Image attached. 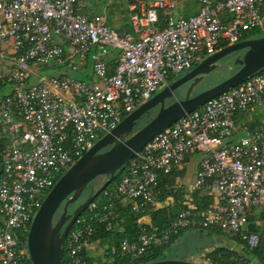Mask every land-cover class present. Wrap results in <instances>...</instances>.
<instances>
[{
  "label": "built area",
  "instance_id": "1",
  "mask_svg": "<svg viewBox=\"0 0 264 264\" xmlns=\"http://www.w3.org/2000/svg\"><path fill=\"white\" fill-rule=\"evenodd\" d=\"M86 1L0 0V264H33L26 242L36 212L99 139L171 78L250 32L264 34V0H191L199 11L188 17L174 14L181 0H136L133 33L86 14ZM107 57L115 58L113 71ZM86 70L93 79L76 76ZM251 107L264 109V71L162 131L123 167L115 190L135 212L159 207L158 173L168 175L199 154L188 192L211 197L210 206L187 207L159 234L143 228L136 242L90 257L94 224L110 229L114 215L113 197L103 191L105 214H92L99 206L93 201L90 216L77 218L64 240L69 264H134L150 248L197 229L222 231L250 252L261 246L264 264V116L256 131L230 142L233 116ZM252 216L261 233L248 231Z\"/></svg>",
  "mask_w": 264,
  "mask_h": 264
},
{
  "label": "water",
  "instance_id": "2",
  "mask_svg": "<svg viewBox=\"0 0 264 264\" xmlns=\"http://www.w3.org/2000/svg\"><path fill=\"white\" fill-rule=\"evenodd\" d=\"M244 52L234 62L236 71L217 85L191 97L203 78L217 69L218 63L232 54ZM264 69V36L249 38L223 48L201 60L190 71L171 81L126 116L113 130L99 139L57 181L36 212L27 236V250L33 264H61L64 240L74 222L113 181L117 172L128 164L150 141L178 120L201 108L206 102L240 85ZM184 99H176L182 87L190 83ZM173 99L172 103L168 101ZM157 109L155 116L136 130L143 116ZM104 184L88 196L84 193L98 178ZM77 204L73 212L68 208ZM149 264H198L164 260Z\"/></svg>",
  "mask_w": 264,
  "mask_h": 264
},
{
  "label": "trees",
  "instance_id": "3",
  "mask_svg": "<svg viewBox=\"0 0 264 264\" xmlns=\"http://www.w3.org/2000/svg\"><path fill=\"white\" fill-rule=\"evenodd\" d=\"M196 4V3H194ZM189 6V4H188ZM191 7L193 8V4H191ZM196 12H191L182 14V17H188L191 14L198 13L199 8L196 6ZM165 18V15L163 13L160 14V20L163 22ZM257 32H250L245 35V39L249 38H258V37H252L254 35H258ZM242 52L236 53L237 55ZM110 60V61H109ZM108 60L109 67L113 71L115 68V58H110ZM235 67V66H234ZM236 69V67H235ZM264 71L262 69L260 72ZM77 76V75H76ZM80 78L79 76H77ZM175 78H171L170 81H173ZM150 113L143 116L142 119L138 122L136 129L138 130L141 128L142 124H146L151 119ZM177 172V169L172 171L170 174L165 175L163 173H158V188L160 189V196L159 200L160 203H164L166 200L171 199L170 203L171 205L163 206V207H155L146 205L142 211L135 212L132 210L131 205L129 203H122L123 200L121 197H118L115 193V190L120 183L122 176L124 174V168H122L119 172L116 173L113 181L110 183V185L105 189V192H108L113 198V204L114 206V215L113 220L110 222V229L107 228L106 224H94L95 233L92 237L91 243L98 242L100 245H106L105 247H118L119 244L122 241H128V242H136L137 238L143 228H147L148 230L160 233L162 230L168 228L172 222H174L178 216V214L187 207L194 206L196 210H205L208 206H210L213 203V199L208 196H202L199 193L192 194L191 196V202H187L183 197L184 195L181 194L179 187L176 183V179L179 178V175H175ZM99 179H96L93 181L88 188L86 189L84 193V197L88 196L91 189L97 191L106 181L99 182ZM167 187L170 188L172 191L171 194L167 192L165 189ZM99 201V206L96 207V209L93 211L92 214H99L103 215L105 214V211L102 210V207L105 205H108L107 199L103 196V193H101L94 202ZM77 204H74L72 206H69L68 212L71 213L75 209ZM82 216H90L89 211L86 209L85 212L82 213ZM144 217H149L150 224L146 225L143 224L142 219ZM257 220V216H252L249 219V225H248V231L252 233H261V230L259 227L255 225V221ZM187 231L192 230H185L180 232L178 235L171 238L170 242L165 245L158 248H150L143 257L135 262L134 264H149L159 261L166 260L165 254L167 253L166 250L169 249L170 245L178 239L183 233ZM197 231H209L212 234L218 235V236H226L230 240H233L235 243H239L240 246H242V251H245V255H239L235 253L234 251H231L229 248H219L216 250H213L209 253H207L204 256L205 261L208 263L206 264H250L252 260L255 261V263L262 264V247L255 249L254 251L250 252L246 245L234 238H231L227 236L226 233L219 231L217 229H211V230H203V229H197ZM249 255L250 258H249ZM253 263V262H252ZM61 264H69V260L66 257L64 247L62 248L61 253ZM113 264H130L128 260L121 259V260H115Z\"/></svg>",
  "mask_w": 264,
  "mask_h": 264
},
{
  "label": "crops",
  "instance_id": "4",
  "mask_svg": "<svg viewBox=\"0 0 264 264\" xmlns=\"http://www.w3.org/2000/svg\"><path fill=\"white\" fill-rule=\"evenodd\" d=\"M104 1V0H103ZM126 1V5L128 10L131 12L130 8L131 6L136 2V0H125ZM195 2L191 1V0H181V4L180 7L182 6V10L186 11V13H191V12H196L197 9V5L194 4ZM189 4V6H188ZM191 4H193V8L191 7ZM81 10V9H80ZM82 11H84L86 14L90 15V16H102L105 18L106 22H108L107 20H109L108 18V13H110V15L112 16V23L116 24L115 28H112L114 31L119 32V33H124V32H130L133 33L132 30V26L130 22H127L125 20L122 19L121 15H119L118 9H116L115 7H113L112 2L111 4L106 5L105 7H102L101 5L98 4V2L95 1H91V0H87L85 7L82 8ZM178 16H182V14L178 15ZM112 58V57H107L105 58V60L108 62V60ZM110 61V60H109ZM78 76V75H77ZM90 78L93 79L91 76H89V71L86 70L85 73H83L82 75H80L79 77L81 78ZM264 116V109L261 108H257V107H251L248 111L243 112V113H238L235 114L233 116V124H234V131H233V135L231 138V143H235L237 142V140H239L240 138L244 137L247 132L246 130H248L249 132H253L256 131L259 127L260 121L262 119V117ZM197 156H200L199 154H193L191 156H189L185 162V164L177 169V172L175 173V175H179V178L176 179V183L179 187V190L181 192V194L184 195V199L187 202H191V196L190 193L188 192V187L191 183H193L195 175L197 173V171L200 168V164L202 161V158L198 161ZM171 199L166 200L164 203H161L159 205V207H163V206H168L171 205L170 203ZM122 203H126L125 201H123ZM143 224H150V219L149 217H144L142 219ZM200 233L197 230H192V231H187L185 233H183V235H181L178 239H176L169 247L168 250H166V252H170V250L172 249V247L178 243V241L186 234H190V233ZM229 242V246H231L229 249L231 251H234L235 253L239 254V251L242 252V254L245 255V251H242V246H240V244L235 243L233 240H228ZM106 245H100L98 242L93 243L91 245V249L88 253V256L90 257H94L92 256L93 253H96V251H100L102 248H104ZM219 249V248H218ZM233 249H237V251L233 250ZM216 250V249H214ZM213 251V250H211ZM203 252L202 254H196L195 256H199V258L201 260L204 259V256L211 252ZM192 256V255H191ZM251 255H249L250 258ZM201 264H206L207 261L203 260L200 261ZM252 262L254 264H260V263H255L254 260H252ZM251 262V263H252ZM194 263H198L199 261H195Z\"/></svg>",
  "mask_w": 264,
  "mask_h": 264
},
{
  "label": "rangeland",
  "instance_id": "5",
  "mask_svg": "<svg viewBox=\"0 0 264 264\" xmlns=\"http://www.w3.org/2000/svg\"><path fill=\"white\" fill-rule=\"evenodd\" d=\"M95 2H98V4L101 5L102 7H105L106 5L111 4L112 2L113 7L118 9L119 15H121L122 19L127 22H130V11L127 8L125 0H104V1L96 0ZM184 11L182 10V6L181 7L179 6L174 10V14L178 16L180 14H184L185 13ZM108 18L109 20H107L108 21L107 25L111 29L115 28L116 24L111 22L112 16L110 15V13H108ZM263 36L264 34H258L252 37H263ZM57 43H59L60 45L62 44L60 40H57ZM241 56H242V53L238 55L235 53V54H232L230 57H226L224 60L219 62L217 69L211 72L210 74L206 75L203 78L202 82L196 86L193 93L198 94L204 90H207L217 85L218 83L222 82L226 78L230 77L237 69V68L235 69L234 67L235 60H237V58ZM46 73H47V70H43V71L38 70L35 72V75H42ZM182 89L176 94V99H179V100L184 99L185 90L184 89L182 90ZM172 102H173V99L169 100L168 104ZM155 114H156V111H152L150 113L151 118H153ZM143 125L144 124H142L141 126ZM195 158H197V160L199 161L202 157L197 156ZM103 181H105V178L101 177L99 179V182H97V184ZM228 240L230 239L226 236H223V235L218 236V235L210 233L209 231H202L198 234L193 233V232L190 234L188 233L184 235L178 241V243L172 247L170 252H167L165 254V257H166V260H176V261L180 260V261H189V262L199 261V264H201L200 261H203V260H201L199 256H195L196 254L200 255L203 252H208V251L218 249V248H230L231 247L229 246L230 241ZM233 250L237 251V249H233ZM239 253L240 255H243L241 251H239Z\"/></svg>",
  "mask_w": 264,
  "mask_h": 264
},
{
  "label": "flooded vegetation",
  "instance_id": "6",
  "mask_svg": "<svg viewBox=\"0 0 264 264\" xmlns=\"http://www.w3.org/2000/svg\"><path fill=\"white\" fill-rule=\"evenodd\" d=\"M243 53H244V52H242V54H243ZM190 84H191V82L188 83V84H186L184 87H182V88L185 90V93H186V90H187V88L189 87ZM183 89H182V90H183ZM185 93H184V94H185ZM194 95H196V94L192 93V94H191V97L194 96ZM154 111H157V109H154ZM136 130H137V129H136Z\"/></svg>",
  "mask_w": 264,
  "mask_h": 264
}]
</instances>
